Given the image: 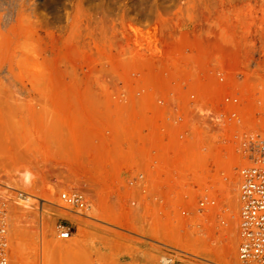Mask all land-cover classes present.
I'll return each mask as SVG.
<instances>
[{"label":"rangeland","instance_id":"obj_1","mask_svg":"<svg viewBox=\"0 0 264 264\" xmlns=\"http://www.w3.org/2000/svg\"><path fill=\"white\" fill-rule=\"evenodd\" d=\"M195 57L199 63L219 60L232 74L241 68H264V0H0V203L7 201L11 209V202L30 199L39 211L34 208L36 224L28 226L31 215L14 205L15 210L8 209L15 229L24 230L10 234V264H21L13 257V245L19 241L30 248L29 262L40 264L43 239L45 246L49 240L53 247L50 264H121L118 257L126 255L133 259L131 264H159L162 252L144 238L190 254L175 257V264H239L235 171H227L232 183H210L220 192V205L204 221L198 214L181 216V210L195 209L196 199L186 198L190 183H154L158 201L134 207L130 204L134 195L120 171L115 170L113 181L107 182L101 172L80 174L69 166L57 170L49 161L38 165L41 176L17 169L16 161L34 145L26 123L29 117L78 109L80 104L69 98L76 94L73 90L98 86L103 92L92 94L108 99L95 104L94 115L111 118L114 107H124L121 85L155 89L166 82L167 71ZM247 63L253 64L251 68L245 67ZM257 73L264 88V74ZM257 112V125L264 130V90ZM19 121L23 129L16 130ZM84 164L89 169V161ZM106 183L114 185L106 188ZM73 189L87 194L92 203L87 216L93 219L61 208L55 222L43 219L54 228H43L40 200L62 205L59 195ZM196 195L194 190L192 196ZM49 204L43 207L60 209ZM58 220L74 229L72 240L52 234ZM147 244L151 249H145Z\"/></svg>","mask_w":264,"mask_h":264},{"label":"built area","instance_id":"obj_2","mask_svg":"<svg viewBox=\"0 0 264 264\" xmlns=\"http://www.w3.org/2000/svg\"><path fill=\"white\" fill-rule=\"evenodd\" d=\"M165 74L166 82L155 89L139 88L144 121L140 144L126 147V153L136 158L125 180L134 195L131 206L158 201L154 183H190L186 198L196 199L195 209L181 210V216L198 214L207 221L220 205V192L210 183H232L227 171H235L237 257L241 264H264V130L257 125L264 88L259 73L241 68L232 74L219 60L199 63L195 57ZM59 200L62 205L56 206L93 219L87 216L92 203L85 192L66 190ZM41 201L42 206L48 203ZM55 232L61 240H69L74 229L58 221ZM144 239L162 252L159 264H175V257L190 255L178 246ZM10 243L6 201L0 203V264H10ZM149 244L145 249H151Z\"/></svg>","mask_w":264,"mask_h":264},{"label":"crops","instance_id":"obj_3","mask_svg":"<svg viewBox=\"0 0 264 264\" xmlns=\"http://www.w3.org/2000/svg\"><path fill=\"white\" fill-rule=\"evenodd\" d=\"M119 90L128 93L129 102L124 107H114L111 118L101 119L94 115L95 104L108 99V95L92 94L103 92L98 86H92L89 90L83 86L73 90L76 94L69 98L80 104L78 109H60L57 116L29 117L26 123L32 131L34 145L25 158L16 161L19 164L17 169L38 172L41 176L38 165L49 161L57 166V170L69 166L80 174L86 171L101 172L100 176L105 177L107 182L113 181L115 170L120 171L124 178L129 177L136 158L132 153L124 152L123 147L140 144L138 136L144 121L139 103V86L121 85ZM86 91L91 94L86 95ZM83 103H90V108L83 106ZM17 124L20 126H16V130L23 129V121ZM84 160L89 161V169L85 168ZM47 180L56 182L57 178L47 177ZM110 185L114 183H106L105 186ZM129 256H119L118 260L121 264H131L133 259Z\"/></svg>","mask_w":264,"mask_h":264},{"label":"bare ground","instance_id":"obj_4","mask_svg":"<svg viewBox=\"0 0 264 264\" xmlns=\"http://www.w3.org/2000/svg\"><path fill=\"white\" fill-rule=\"evenodd\" d=\"M253 64H249V63H247L246 65H245V67L246 68H251V66H252ZM255 71V70H254ZM260 72V73H262V74H264V68L263 67H260V70H257V72ZM263 76V75H262ZM237 198H238V196H237ZM40 199H42V198H40ZM44 201H46L45 199H43ZM41 201V200H40ZM48 203H50V204H53V205H55L54 203H51V202H49V201H47ZM8 203V202H7ZM11 203H13V204H11L12 205V208L11 209H14L13 208V205L14 206H17V207H19V208H17V209H21V211L20 212H23V213H25V214H28V215H31L30 216V219H29V223H28V226H35V224H34V220L32 219L33 217H32V212L34 211V208L36 207L33 203H31V201H30V199H22V200H19V201H15V202H11ZM41 203V202H40ZM49 204V205H50ZM10 205V206H11ZM44 205V204H43ZM47 205V204H46ZM45 205V206H46ZM7 206H8V204H7ZM35 206V207H34ZM41 206V205H40ZM56 206V205H55ZM59 206V205H58ZM57 207V206H56ZM41 208V207H40ZM39 208V209H40ZM58 208H60V207H58ZM9 209V208H8ZM11 209H9L10 211H11ZM16 209V208H15ZM14 209V210H15ZM57 209V208H56ZM52 209V208H47V207H43L42 206V208L40 209V216H38L39 218H40V222H41V224L40 225H42L44 222L45 223H49V218H51L52 220H53V222H55L60 216H61V213H60V211H61V208L60 209ZM59 210V211H58ZM16 211H19V210H16ZM35 211L36 212H39V211H37L36 210V208H35ZM13 212V211H12ZM14 213H15V211H14ZM13 213V214H14ZM70 213V212H69ZM9 214V213H8ZM34 214V213H33ZM10 215V214H9ZM38 215V214H37ZM36 215V216H37ZM75 215V214H74ZM36 216H35V218H36ZM44 216H46V217H44ZM76 216V215H75ZM48 217V218H47ZM38 218V219H39ZM46 219V221H44L43 222V219ZM73 218H76V217H73ZM51 220V221H52ZM75 220H77V219H74V221ZM13 221V220H12ZM48 221V222H47ZM50 221V222H51ZM59 221V220H58ZM10 222V221H9ZM15 222V221H14ZM53 222H51V225H53ZM11 224H10V226L11 225H13L12 224V222H10ZM16 223V222H15ZM44 223V224H45ZM30 224V225H29ZM32 224V225H31ZM17 225V224H16ZM39 225V226H40ZM19 226V225H18ZM46 226V227H45ZM47 226H50V225H47V224H45L44 226H43V228L45 227V228H47ZM14 227V228H13ZM15 227L17 228V226H15V224L12 226V228L11 227H9V229H11V232H10V234L11 233H13V232H16L17 234L19 233V231H20V229H21V227L19 226V231L17 230V229H15ZM50 227H53V226H50ZM37 228V227H36ZM43 228H41V233H43V232H45V229H43ZM54 228V227H53ZM12 229L14 230V231H12ZM23 229V228H22ZM21 229V231H20V233H22V231L24 232V230H22ZM40 229V228H39ZM48 229V228H47ZM15 230H17V231H15ZM55 229H53V230H51L50 229V231L52 232V234H54L55 233V231H54ZM10 231V230H9ZM38 232V231H37ZM50 232V233H51ZM39 233H40V231H39ZM38 233V234H39ZM45 233H47V232H45ZM44 233V234H45ZM15 234V233H14ZM43 234V235H44ZM12 235V234H11ZM10 235V236H11ZM19 235V234H18ZM21 235V234H20ZM42 235V236H43ZM13 236V235H12ZM22 236H23V234H22ZM41 236V235H40ZM45 236H46V234H45ZM45 236H43L44 238H45ZM57 236V235H56ZM43 237H42V239H43ZM24 240H25V237H22ZM21 238V239H22ZM40 238V237H39ZM38 238V239H39ZM30 239V238H29ZM41 239V238H40ZM41 239V240H42ZM232 239V238H231ZM231 239H228V240H231ZM44 240H46V239H43V241H41V243H42V248H41V250H40V264H47L48 263V261L50 260V262L48 263V264H50L51 263V259H49V256L51 255L50 253H52L53 254V247L52 248H50V246H49V244L48 243H50L49 242V240H48V243H47V246H45V243H43V242H45ZM51 240V239H50ZM72 240V239H71ZM12 241V240H11ZM14 241V240H13ZM18 241V240H17ZM55 241H56V239H55ZM230 242H232V240L230 241ZM229 242V245L230 244H232V243H230ZM19 243H21L20 241H19ZM18 242H17V245H13V257H16L17 259H18V262L19 263H21V264H25V263H30L29 261H31L30 259H29V257H28V253H27V251H28V249H30V248H25V244H24V247H22V245H23V242L21 243V244H19ZM33 243V242H32ZM52 243H53V239H52ZM55 243H57V242H55ZM15 244V243H14ZM54 244V243H53ZM50 245H52V244H50ZM49 246V247H48ZM54 246V245H53ZM48 247V248H47ZM55 250H56V244H55ZM30 251V250H29ZM32 251H34V249L32 248ZM29 255H31V253L29 254ZM49 255V256H48ZM52 256V255H51ZM33 257V256H32ZM51 258V257H50ZM31 259H33V258H31ZM35 261V260H34ZM32 262V261H31ZM17 263V262H16ZM34 263V262H33ZM32 263V264H33ZM39 263V262H38ZM18 264V263H17ZM31 264V263H30ZM239 264H240V262H239Z\"/></svg>","mask_w":264,"mask_h":264}]
</instances>
